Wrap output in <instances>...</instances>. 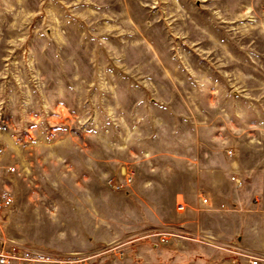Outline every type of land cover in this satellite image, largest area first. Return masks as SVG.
Listing matches in <instances>:
<instances>
[{"label": "rangeland", "instance_id": "1", "mask_svg": "<svg viewBox=\"0 0 264 264\" xmlns=\"http://www.w3.org/2000/svg\"><path fill=\"white\" fill-rule=\"evenodd\" d=\"M0 148V190L14 188L21 207L31 197L48 230L56 221L81 233L88 200L97 219L132 228L64 253L92 264H249L236 249L207 255L168 235L193 219L202 187L228 204L264 192V0H0ZM3 217L16 238L86 244L27 235L22 215Z\"/></svg>", "mask_w": 264, "mask_h": 264}, {"label": "crops", "instance_id": "2", "mask_svg": "<svg viewBox=\"0 0 264 264\" xmlns=\"http://www.w3.org/2000/svg\"><path fill=\"white\" fill-rule=\"evenodd\" d=\"M14 169L16 172V168H9V171ZM194 169V167H193ZM125 168H122V177L120 180L121 183L126 184L134 183V172H127ZM198 172L197 178L201 182L204 176V170ZM208 172V171H207ZM130 176V177H129ZM131 178V181L128 182V179ZM219 182V181H218ZM218 182H212L214 183ZM112 183V182H111ZM232 192L234 191L233 185L231 182H228ZM231 183V184H230ZM130 185V184H129ZM114 188L118 187L121 189V186H117L116 183L113 186ZM9 191L13 197V204L9 210H0V218L10 219L9 215L15 213L22 215L24 227L18 226V230H22L25 234H29L33 232H41L42 235L47 236H58V239H63V236L67 234H81V240H86L85 245L76 243H68L64 244H47L48 242L45 239H41L35 236H26L23 238H16L7 231L6 225L0 223V230H3L8 236L13 238L14 240L22 243H27L30 245L38 247L43 250L53 251V252H72V251H82V249L86 247L92 248L97 244H101L102 242L111 241L113 239V235H119L120 237L126 233H129L132 228H128V225L125 227H119L114 229L111 225V221H108L106 218L97 219L96 212L91 211V201L87 202V222H78L79 231L75 230V226L71 228H67V230H60L59 224L61 222L54 221L52 224V230H48L45 224L36 222L38 215L41 211H37L31 207L30 198L26 200L25 205L21 207V203L16 197L15 189L10 186H5L0 190V193L3 191ZM196 198H198L200 203V208L196 210L194 217L192 220L186 219L181 223L180 228H174L173 232L169 233V237H186L190 236L193 238L192 240H196L195 242H199L203 245V251L206 252L207 255L211 254L212 249L217 246L219 251L230 252L229 250H223V247H229L232 249V252L235 249L239 252H244L246 254H252L254 256L264 257V192H254L250 191L248 196H245L243 199L232 198V204L225 203L227 201L224 196H217L211 189V187H202L196 191ZM255 198H258L255 201ZM176 211L178 214H183L188 209V204L185 198L184 193H176L174 196ZM179 202H183L185 204V210L183 212H179L177 210V204ZM159 219V216L156 215ZM57 220V219H56ZM92 220V221H91ZM192 222V231L189 229V223ZM85 225V227H84ZM76 226V227H78ZM50 228V229H51ZM16 229V227H14ZM49 231H51L49 233ZM108 233V237L105 238L101 236V233ZM52 233V234H51ZM103 234V233H102ZM80 239V238H79ZM163 241H166L167 238H162ZM219 246H222L221 248ZM237 247V248H236ZM216 249V248H215ZM217 251L218 253H221ZM237 254V253H235ZM219 255V254H217ZM230 260V259H229ZM226 260L228 263H233L232 260ZM226 262V263H227Z\"/></svg>", "mask_w": 264, "mask_h": 264}, {"label": "built area", "instance_id": "3", "mask_svg": "<svg viewBox=\"0 0 264 264\" xmlns=\"http://www.w3.org/2000/svg\"><path fill=\"white\" fill-rule=\"evenodd\" d=\"M3 149L0 148V154ZM10 171L14 172V169ZM232 180L236 187L242 185V180L233 177ZM131 178L128 179V182ZM13 204V197L9 191L0 193V210H9ZM177 210L183 212L185 204L179 202ZM173 232V229H172ZM237 248V247H236ZM249 264H260L264 262V257L246 255ZM94 257L84 253H62L51 252L22 243L8 236L3 230H0V264H92Z\"/></svg>", "mask_w": 264, "mask_h": 264}]
</instances>
